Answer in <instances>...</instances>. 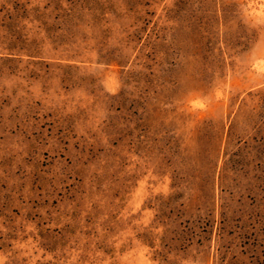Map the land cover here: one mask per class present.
Listing matches in <instances>:
<instances>
[{
  "label": "rangeland",
  "instance_id": "374dc122",
  "mask_svg": "<svg viewBox=\"0 0 264 264\" xmlns=\"http://www.w3.org/2000/svg\"><path fill=\"white\" fill-rule=\"evenodd\" d=\"M0 264H264V0H0Z\"/></svg>",
  "mask_w": 264,
  "mask_h": 264
}]
</instances>
